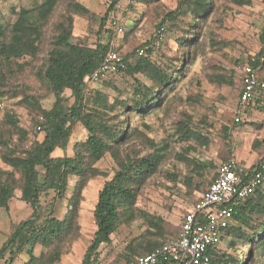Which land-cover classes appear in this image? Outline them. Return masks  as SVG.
Returning <instances> with one entry per match:
<instances>
[{"label":"rangeland","instance_id":"obj_1","mask_svg":"<svg viewBox=\"0 0 264 264\" xmlns=\"http://www.w3.org/2000/svg\"><path fill=\"white\" fill-rule=\"evenodd\" d=\"M43 1L0 0V22L10 25L21 8L33 9ZM182 1L120 0L100 26L108 0H60L41 28L37 54L0 63V168L12 174L16 185L9 209H0V246L14 224L31 213L30 205L20 198V172L2 160L4 143L20 152L43 137L44 132L36 128L37 105L50 109L55 98L37 72L46 63L58 24L67 16L73 18L71 42L90 47L98 42L112 44L122 56L132 54L127 61L129 71L138 58L135 50L148 42L142 56L171 79L161 86L150 73L131 74L126 69L105 82L88 83V99L101 92L112 104L106 112L86 111L98 135L108 140L110 133L117 134L124 126L128 135L113 144V152L106 151L94 163L100 173L90 176L82 190L77 236L61 245L60 258L52 264H80L96 229L93 208L97 192L114 175L118 161L148 157L154 147L166 143L167 150L156 168L132 183L134 202L126 209L118 208L117 226L100 244L97 261L92 264H124L131 255L145 253L142 246L147 242L160 244L176 237L182 214L205 190L221 161L236 158L244 163V159L256 161L264 156V102L246 108L239 103L240 68L264 45V0H208L210 6L202 17H194ZM73 2L86 7L88 13H75ZM160 24L162 39L155 46ZM145 88L156 90L158 101L141 112L133 108L132 99ZM63 95L64 104L71 105L70 91L64 90ZM6 114H11L16 126L27 132L24 139L16 127L4 121ZM87 134L82 123L76 122L65 150L57 148L52 155H73L75 145ZM77 179V175H71L64 196L55 198L54 216L61 218L65 213ZM52 198L53 191L49 190L41 198L42 204ZM217 248L224 254L223 264H234L231 258L238 257L245 258L246 264H264L263 251L251 252L245 243L232 246L229 236L223 237ZM48 251L39 244L33 249L35 255ZM7 258L8 254L0 264H5ZM27 258L22 252L11 264H22Z\"/></svg>","mask_w":264,"mask_h":264},{"label":"trees","instance_id":"obj_2","mask_svg":"<svg viewBox=\"0 0 264 264\" xmlns=\"http://www.w3.org/2000/svg\"><path fill=\"white\" fill-rule=\"evenodd\" d=\"M59 1L44 0L36 8H21L18 16L10 25H3L0 22V63L14 62L25 56L33 57L37 54L41 28ZM108 1L107 10L100 19V26L104 25L120 0ZM183 1H185L184 6L189 7L190 13L194 17H202L210 6L208 0ZM71 8L75 13H88V9L78 2H73ZM72 27V16H67L58 24L57 34L53 37V46L48 51L46 63L37 72L38 77L47 82L55 98L50 109H43L36 104L39 116L37 126L44 132L42 139L34 141L27 149L20 152L7 147L4 143L2 160L20 172V198L31 207L29 216L14 224L12 231L0 246V259L8 254L5 264H11L22 252L28 256L22 264H52L59 260L62 253L61 245L66 240H72L77 236L78 210L87 179L100 173L93 167L94 163L106 151L113 152V144H117L128 135L126 126H124L119 130V133H110L108 140L103 139L94 127L90 113L86 112L87 110L106 112L112 109V104H109L103 93L96 92L90 95L92 98L89 99L85 94L88 87L86 78L101 63L110 46L109 43L102 42H98L93 47L73 43L70 41ZM159 28H163V26L160 24ZM261 38L264 43V33ZM142 46L148 50L149 44L146 42ZM136 50L134 53L138 58L130 71L127 61L132 54L122 56L129 73H150L161 86H165L171 76L162 72L159 66L146 57L138 55ZM263 50L264 45L261 51L247 62L257 64L259 57L264 55ZM115 74L108 75L100 81L105 82ZM66 89L73 97V103L69 106L64 104L63 92ZM155 92L156 90L148 88H145V91L138 90L139 95L132 99L133 108L142 112L148 107H152V104L158 101ZM116 102L119 101L116 100ZM120 103L122 102L120 101ZM124 106L127 105L124 104ZM4 121L17 128L21 139L26 137L27 132L16 126V121L11 114H6ZM78 121L87 130V138L75 145L73 155L53 156L52 153L55 149L65 150L73 126ZM180 135H185V133ZM166 150L167 146L164 143L154 147V152L148 157L137 160L127 157L125 160L117 162L118 168L114 175L105 180L97 192V200L93 208L96 229L80 264H92L97 261L100 244L117 226L118 208L123 206L126 209L134 202L135 192L132 183L142 180L147 175L146 172H152ZM71 175H77L78 179L74 183L71 195L67 198L65 213L61 218H58L54 216V200L64 196L68 178ZM15 188L12 174L8 170L0 168V209L5 211L9 209V201L13 197ZM49 190L53 191V198L43 205L41 198ZM159 221L157 220V223L154 222V224L159 225ZM225 236L230 237L232 246L245 243L251 252L259 249L264 253V186L255 189L241 201L234 215V224L224 230L223 237ZM162 243L147 242L142 246L145 253H132L133 255L126 261L146 254ZM36 244L48 248L49 251L35 255L33 249ZM223 256L224 254L219 253L216 248L212 252L208 264H223L226 262ZM231 259L234 264H246L245 258Z\"/></svg>","mask_w":264,"mask_h":264},{"label":"built area","instance_id":"obj_3","mask_svg":"<svg viewBox=\"0 0 264 264\" xmlns=\"http://www.w3.org/2000/svg\"><path fill=\"white\" fill-rule=\"evenodd\" d=\"M116 29L121 27L112 21ZM163 28L158 29L153 44L158 46ZM264 33V28H263ZM144 55V48L137 50ZM126 69L122 55L111 44L101 63L86 78L95 83L108 75ZM239 103L250 104L259 92H264V55L257 64L245 62L240 68ZM3 103L0 98V115ZM238 121V118H235ZM40 130V127L37 126ZM264 186V160L249 167L236 158L221 161L213 180L207 185L181 217L180 229L173 237L152 251L136 256L124 264H208L212 252L224 236V230L234 224V215L241 201L255 189Z\"/></svg>","mask_w":264,"mask_h":264},{"label":"crops","instance_id":"obj_4","mask_svg":"<svg viewBox=\"0 0 264 264\" xmlns=\"http://www.w3.org/2000/svg\"><path fill=\"white\" fill-rule=\"evenodd\" d=\"M263 95H264V92H259L256 96H255V98H254V100L252 101V102H250V104H248V105H244V107L246 108L247 106H250V105H253V104H255L256 102H264V97H263ZM264 158V156L263 157H261V158H259L258 160H252L251 161V159L250 158H248V160H246V159H244V165L245 166H249V167H251V166H253V165H255L258 161H260V160H262ZM239 161V160H238Z\"/></svg>","mask_w":264,"mask_h":264}]
</instances>
